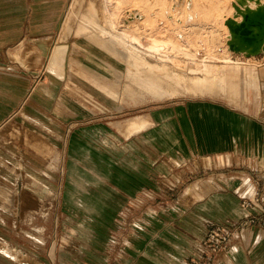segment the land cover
<instances>
[{"label": "crops", "instance_id": "1", "mask_svg": "<svg viewBox=\"0 0 264 264\" xmlns=\"http://www.w3.org/2000/svg\"><path fill=\"white\" fill-rule=\"evenodd\" d=\"M69 7L70 0H0V165L12 166H0V177L15 185L17 172H22L30 179L27 189L35 194L8 200L0 187L3 208L10 211L0 207V264H54L53 214L49 209L38 214L37 209L53 206L47 196L59 187L63 224L72 227L68 238L77 242L61 248L58 264H187L213 225L236 229L229 251L214 264H264V228L242 227L250 214L242 208L245 193L259 190L264 197V108L251 105L252 92L259 99L260 82L264 85V64L255 71L256 85L248 83L249 99L241 101L240 109L214 100H188L102 122L105 117L64 94L60 81L67 75L48 71ZM14 56L25 57L29 68L12 62ZM39 56L49 59L45 71L56 78L33 87L30 80L38 75L32 65ZM11 62L15 68L6 69ZM132 120L139 125L152 120L156 128L172 121L189 154H169L151 141L152 124L140 132L125 131ZM11 121L42 137L36 149L49 156L47 165L23 164L20 143L5 145L2 129ZM172 157L184 160L177 173L183 181L196 175L192 164L197 161L230 158L235 173L254 184L199 180L182 199H172L175 194L169 192L180 185L171 173L165 174Z\"/></svg>", "mask_w": 264, "mask_h": 264}, {"label": "rangeland", "instance_id": "2", "mask_svg": "<svg viewBox=\"0 0 264 264\" xmlns=\"http://www.w3.org/2000/svg\"><path fill=\"white\" fill-rule=\"evenodd\" d=\"M233 1L70 0V7L63 18V29L57 32L54 41V46L66 45L70 51L67 79L60 81L64 85L62 91L69 98L105 117L102 122L128 119L141 114L143 110L152 111L161 106H172L188 100H214L230 108L240 109L241 101L244 99L247 102L249 99L247 86L256 85L255 71L263 68L258 66L264 64V55L254 58L238 57L229 51L225 29L228 30V34L230 32L225 25L226 21L222 24V19L233 7ZM233 10L235 13V9ZM210 51L213 53L212 58L208 57ZM58 56H61V53L57 50L48 66L49 72L57 74ZM14 57L11 58L12 62L18 61L24 68H29L30 62H27L25 57ZM229 57L233 63H237L234 66L236 70L232 73L226 71L229 66L223 60ZM48 60L47 57L42 59L39 56L36 66L32 65L35 76L38 75L36 79L30 80L31 83L34 81L33 87L56 78L45 71ZM12 62L10 66L6 64V69L15 68ZM144 64L156 70L145 67ZM240 68H247L254 73L251 80L242 77L245 79L242 84L244 87L237 75L235 76ZM218 70H224L222 76H227L226 82L220 80L225 87H216L217 84L214 82L217 80L214 82L211 80L212 77H217L216 74L219 75L220 71L216 73ZM25 82L23 79V85ZM149 86L152 89H149ZM259 92V99L256 93L252 92L251 105L258 103L263 109V82H260ZM25 101L23 92L21 106ZM21 106H17L16 111H20ZM180 108L184 114L182 107L177 111L179 112ZM165 114L168 117L169 113ZM154 117L161 120L157 114ZM146 121L150 122L152 124L150 128H153L149 134L151 141L162 144L169 154H176L179 151L183 154L188 153L184 139L172 121L162 124L159 128L154 127L152 120ZM31 130L24 123H21V126L14 121L7 123L2 129L7 141L5 145L12 148L14 142L18 141L20 143L18 148L21 145L23 152L19 154L23 164L36 162L45 166L49 156L39 153L36 149L43 139ZM185 135H188V130L185 131ZM183 161L172 157L169 166L165 168L166 175L171 173L173 178L180 182L175 192H169L170 195L175 194L174 198L170 196L172 199H182L185 193L187 195L189 189H186L190 184L199 180L201 181L199 184L208 181L215 184L216 179L222 180L224 184L231 182L254 184L248 176L235 173L236 165L230 158L222 162L220 158L197 161L192 164V170L196 175L190 181L188 179L183 181L181 176L177 175L182 171ZM0 166L5 170L12 168L7 163ZM17 173L19 180L15 185L5 182L0 177V187L6 192L7 199L34 198V192L26 187L30 184V179L22 172ZM251 194L246 192L244 195L243 192L247 198H252ZM47 198L53 201V206L39 207L37 211L38 214H46L49 209L53 214L52 258L54 264H58L61 248L75 246L77 240L68 238L72 227L63 224L66 219L63 220L61 217L62 189L59 187ZM3 205V201L0 200V207L5 209ZM5 210L10 212L9 209ZM63 236L64 238L67 236L66 239H63ZM41 261H45V256L41 257Z\"/></svg>", "mask_w": 264, "mask_h": 264}, {"label": "bare ground", "instance_id": "3", "mask_svg": "<svg viewBox=\"0 0 264 264\" xmlns=\"http://www.w3.org/2000/svg\"><path fill=\"white\" fill-rule=\"evenodd\" d=\"M232 4H233L232 8L235 9V13H234V10L231 8L228 11V15H225V17H223V19H222V24H224V22L226 21L225 25L227 26V28L229 29V32H230V34H228V30L225 29V33L228 37L229 51L233 55H244L245 57H249V58L250 57H257L259 55H263L264 54V30H263V28L253 27V29H252L253 35H255V36H253V35L252 36H253V38L254 37L257 38V41H258V42H256V46H253V47L250 46L251 43L245 42L243 39H241L240 38L241 36L235 33V29L242 26V24L245 22L246 16H251V17L254 16L257 20L264 22V0H234L232 2ZM219 19H221V18H219ZM57 50L60 51L61 56H58L59 60L57 58L56 71H58L59 76H61L62 78H65L69 51H68L66 45L58 46ZM208 57L209 58L213 57V53L211 51L208 54ZM223 60L226 61L225 62L226 65L229 66L228 69L226 68V71L232 73L233 71L236 70V67H234V66H236L237 63L236 64L233 63L232 59L230 57L228 59L223 58ZM243 63H245V62H243ZM144 66L148 67L152 70H156V68H152L146 64H144ZM218 72H219V75L216 74ZM223 72H224V70H218V71H216V73H214V74H216L217 77H212V79L210 78L211 80H213V82H214V80H217V82H214L217 84L216 87H218V86L219 87H225L224 84L221 83V81L226 82V80H227L226 79L227 76H224V75L222 76ZM236 75H237V78H239V81H241L240 83L242 85L243 80H245L242 77H244V78L248 77L247 79L251 80V79H253L254 73L251 72L250 70H248L247 68H240V69H238L237 73H235V76ZM228 76H230V75H228ZM156 81H159V80H156ZM155 85H157L156 82H155ZM150 86H149V89H152ZM200 87H203V86H200ZM160 88H161V85H160ZM150 124L151 123L146 122V123H143L142 125H139V123H137L136 121L133 120V121H131V123L129 125H127V130H129L128 132H130V133L132 130H134L135 132H137V131L140 132L146 128L148 129L150 127Z\"/></svg>", "mask_w": 264, "mask_h": 264}, {"label": "built area", "instance_id": "4", "mask_svg": "<svg viewBox=\"0 0 264 264\" xmlns=\"http://www.w3.org/2000/svg\"><path fill=\"white\" fill-rule=\"evenodd\" d=\"M242 208L250 211L242 227L251 230L264 228V197L259 190L255 191L252 198H243ZM235 231L231 226H211L198 253L187 264H214L218 255L229 251V242L234 238Z\"/></svg>", "mask_w": 264, "mask_h": 264}, {"label": "water", "instance_id": "5", "mask_svg": "<svg viewBox=\"0 0 264 264\" xmlns=\"http://www.w3.org/2000/svg\"><path fill=\"white\" fill-rule=\"evenodd\" d=\"M253 27H261L264 30V22L257 20L254 16H246L245 22L242 24V26L235 29V33L240 35V38L245 42L251 43L250 46L252 47L256 46V42H258L257 38H253V36H255L253 35Z\"/></svg>", "mask_w": 264, "mask_h": 264}]
</instances>
